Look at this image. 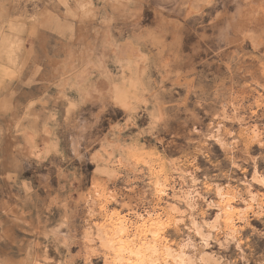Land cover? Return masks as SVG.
Returning a JSON list of instances; mask_svg holds the SVG:
<instances>
[{
  "label": "rangeland",
  "instance_id": "rangeland-1",
  "mask_svg": "<svg viewBox=\"0 0 264 264\" xmlns=\"http://www.w3.org/2000/svg\"><path fill=\"white\" fill-rule=\"evenodd\" d=\"M118 217L264 264V0H0V264H106Z\"/></svg>",
  "mask_w": 264,
  "mask_h": 264
},
{
  "label": "bare ground",
  "instance_id": "bare-ground-1",
  "mask_svg": "<svg viewBox=\"0 0 264 264\" xmlns=\"http://www.w3.org/2000/svg\"><path fill=\"white\" fill-rule=\"evenodd\" d=\"M250 132L254 136L258 135V132L255 129ZM195 186L196 185L192 184L189 187V189L187 190L180 189V191H178V193L181 192L182 194V196H179L178 199L179 200L183 199L190 207L196 204L199 197H201L199 192H197L198 190H196ZM155 189L160 195H166L168 188L166 185H163L162 183H156ZM170 191H174V186L170 188ZM247 193L249 195V200L244 201L245 203L244 204L245 208L243 207L244 210L254 208V206L258 202V200L255 199V196L252 194L251 191L248 190ZM217 195L221 199L220 215H222V218H224L225 220L224 221L225 226L231 228L233 227V220H234L233 218L236 216L238 217L242 216L244 210L242 211L241 209L232 206V204L234 203L233 200L235 199L233 198V196L231 197L230 193H224L219 191ZM176 196L177 194L174 195V199L176 198ZM167 219L171 224H175V226L181 223V219H182L181 211L177 205L175 204L170 205ZM130 224L131 223L128 222V219L124 217L121 218L118 217L116 222H112V224L108 225V228L109 227L111 228V229L109 228L110 230L108 231L103 230L104 228L98 230L99 231L98 233H100V236L98 235L99 246L102 249L103 254L105 253L106 260L105 259L104 260L106 264H190V261L185 253V247H181L179 251L178 250L175 251L172 248L173 242L169 244L167 243L166 240L164 242V239L163 240L161 239L162 236L160 232L159 219L158 221H156V218L155 219L150 218V220H146L138 224H135L137 225L136 232H138L139 235H136L137 236L135 237L137 238L136 240L133 239L129 241L128 230L131 226ZM237 231L234 230L233 228L232 233L235 234V232ZM147 238H150V241H147L148 240ZM106 252L108 253L107 255Z\"/></svg>",
  "mask_w": 264,
  "mask_h": 264
},
{
  "label": "clouds",
  "instance_id": "clouds-1",
  "mask_svg": "<svg viewBox=\"0 0 264 264\" xmlns=\"http://www.w3.org/2000/svg\"><path fill=\"white\" fill-rule=\"evenodd\" d=\"M150 134V133H149Z\"/></svg>",
  "mask_w": 264,
  "mask_h": 264
}]
</instances>
